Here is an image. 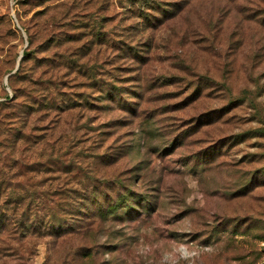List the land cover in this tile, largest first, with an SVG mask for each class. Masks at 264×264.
<instances>
[{"label": "rangeland", "instance_id": "obj_1", "mask_svg": "<svg viewBox=\"0 0 264 264\" xmlns=\"http://www.w3.org/2000/svg\"><path fill=\"white\" fill-rule=\"evenodd\" d=\"M116 184L150 212L99 223ZM83 244L91 264H264V0H0V264Z\"/></svg>", "mask_w": 264, "mask_h": 264}, {"label": "trees", "instance_id": "obj_2", "mask_svg": "<svg viewBox=\"0 0 264 264\" xmlns=\"http://www.w3.org/2000/svg\"><path fill=\"white\" fill-rule=\"evenodd\" d=\"M26 2L27 0H23ZM24 29V27H22ZM30 41V38H29ZM31 43V41H30ZM29 55V53L25 50L24 55L22 59H25V57ZM23 61V60H22ZM6 101H8L9 96H5ZM116 195V197H112L113 202L110 201L108 195L105 193L103 197V201H99L98 207L99 214L98 216L103 220H108L110 221H122V220H135L133 216V212L138 214V210H136L135 206L139 207H144L143 210H146V213H149L152 205H153V200H150L149 196L147 194L139 193L134 189H131V187H125L122 186L121 184H116L115 185V191L113 193ZM109 213L111 217L106 218V214ZM94 216L96 217V211L93 206L90 205V203H87L84 208L79 207L78 208V213L76 214L75 219H78L80 222H82L81 226H77L76 230L78 235L80 233L83 234L84 236H87L89 238L90 235L94 232V228L92 227L94 224ZM79 217V218H78ZM83 219V220H82ZM109 221V220H108ZM103 222L106 221H101L99 223L103 224ZM54 225V222L49 223V227L51 228ZM106 227H110L109 224L106 225ZM112 233V231L109 229ZM113 234V233H112ZM120 238V236H115L114 240L112 242H109L108 244H105V248L109 249L114 253L116 248L118 247L117 244H114L116 239ZM95 252L97 254V251L95 250V247L90 246L88 244H83L82 246L78 247L75 251L73 261L76 264H91V262L95 258ZM107 263V262H106ZM103 264V263H102Z\"/></svg>", "mask_w": 264, "mask_h": 264}, {"label": "water", "instance_id": "obj_3", "mask_svg": "<svg viewBox=\"0 0 264 264\" xmlns=\"http://www.w3.org/2000/svg\"><path fill=\"white\" fill-rule=\"evenodd\" d=\"M22 57V56H21ZM21 57L19 58V60L21 59ZM20 62L18 61L17 67L19 66Z\"/></svg>", "mask_w": 264, "mask_h": 264}]
</instances>
